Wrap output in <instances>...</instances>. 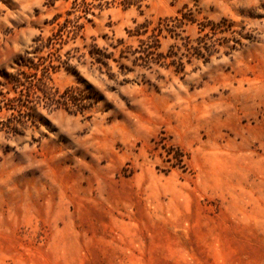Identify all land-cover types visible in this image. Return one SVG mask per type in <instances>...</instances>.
Segmentation results:
<instances>
[{"label":"rangeland","instance_id":"obj_1","mask_svg":"<svg viewBox=\"0 0 264 264\" xmlns=\"http://www.w3.org/2000/svg\"><path fill=\"white\" fill-rule=\"evenodd\" d=\"M73 1L0 0V82L29 70L34 39ZM108 1L51 74L99 101L85 115L40 105L39 125L0 129V264H264V0ZM185 9L226 18L244 44L124 85L80 57Z\"/></svg>","mask_w":264,"mask_h":264},{"label":"trees","instance_id":"obj_2","mask_svg":"<svg viewBox=\"0 0 264 264\" xmlns=\"http://www.w3.org/2000/svg\"><path fill=\"white\" fill-rule=\"evenodd\" d=\"M136 2L124 0L126 6ZM110 3L106 0L96 5L94 1L74 0L68 10L54 15L49 21L53 25L51 34L46 37L40 34L33 41V54L38 60L29 58L28 63L20 64L29 70L5 73L0 82V129L19 133L39 125L43 119L38 117L36 108L40 105L49 110L58 108L85 115L99 101L101 94L91 87L88 90L70 86L60 90L53 85L51 74L62 65L71 68L70 61L75 57L73 51L79 52L80 48L71 47L65 60L59 52L70 43L85 39L84 30L86 23L92 21L90 15H95L94 7L102 8ZM188 25L197 27V36L188 33ZM127 32L131 41L124 37L112 38L108 45L101 46L93 38L88 52L80 54V57L88 54L91 65L121 85L131 81L128 75L137 68L150 72L162 68L184 75L194 60L207 63L244 44L238 36L240 33L226 18L218 21L208 17L197 19L190 9L157 20L136 21L135 27ZM251 36L246 34L244 38L252 40ZM42 52L47 54L38 55Z\"/></svg>","mask_w":264,"mask_h":264}]
</instances>
